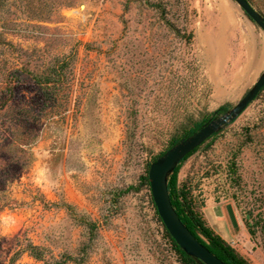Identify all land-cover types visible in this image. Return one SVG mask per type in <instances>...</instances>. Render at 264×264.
<instances>
[{"label": "rangeland", "instance_id": "374dc122", "mask_svg": "<svg viewBox=\"0 0 264 264\" xmlns=\"http://www.w3.org/2000/svg\"><path fill=\"white\" fill-rule=\"evenodd\" d=\"M61 64L51 99L35 78ZM263 71L264 30L234 0H0V264H187L150 164ZM178 186L264 264V89Z\"/></svg>", "mask_w": 264, "mask_h": 264}, {"label": "water", "instance_id": "95a60500", "mask_svg": "<svg viewBox=\"0 0 264 264\" xmlns=\"http://www.w3.org/2000/svg\"><path fill=\"white\" fill-rule=\"evenodd\" d=\"M240 8L264 30V15L248 0H234ZM264 87V71L254 85L230 110L211 119L193 134L182 138L155 160L149 168L152 195L159 215L176 243L199 264H228L203 245L179 217L170 197L168 181L178 164L192 150L213 134L236 120Z\"/></svg>", "mask_w": 264, "mask_h": 264}, {"label": "trees", "instance_id": "16d2710c", "mask_svg": "<svg viewBox=\"0 0 264 264\" xmlns=\"http://www.w3.org/2000/svg\"><path fill=\"white\" fill-rule=\"evenodd\" d=\"M35 80L40 85L41 89H43V92L46 94V96H48L51 99H54L57 88L65 82L68 83L69 79H68V74L64 72V65L61 64V65H52L49 69V72L45 76L42 77L39 76L38 78H35ZM263 89L264 87L261 89V91ZM225 110H226L225 107H221L216 112V114ZM204 124H198L197 126H195L193 130L187 133L183 138L193 134L194 132L199 130ZM218 133L213 134L210 138L215 137ZM180 140L181 139L173 141L171 145L164 152H166L171 146H173L175 143H177ZM200 146H198L190 153H188L175 168L174 172L171 174L168 181V188H169L171 201L183 223L186 224V226L191 230V232L196 236V238L203 245L209 248L211 252H213L216 256H218L220 259L227 262L228 264H247L234 252V250L219 235L215 234L214 231L205 224V222L200 218V216H198V214L194 210L192 203L188 198L187 193L184 190H181L178 186V173L183 162L186 161L194 152H196ZM164 152H162L159 156H157V158H159L162 154H164ZM157 158L155 160H157ZM148 179H149V174L147 175V180ZM153 203L156 213L159 215L154 200ZM160 219L161 221H163L161 217ZM170 237L172 238L171 234ZM172 241L175 243L177 249L182 254V256L186 259L187 264H199L195 259H193L188 254H186V252L176 243V241L173 238Z\"/></svg>", "mask_w": 264, "mask_h": 264}, {"label": "crops", "instance_id": "0c3cea01", "mask_svg": "<svg viewBox=\"0 0 264 264\" xmlns=\"http://www.w3.org/2000/svg\"><path fill=\"white\" fill-rule=\"evenodd\" d=\"M214 219H216L217 220V218L215 217V216H213V215H210V217H209V220H210V222L212 223L213 222V220ZM214 226V225H213Z\"/></svg>", "mask_w": 264, "mask_h": 264}]
</instances>
